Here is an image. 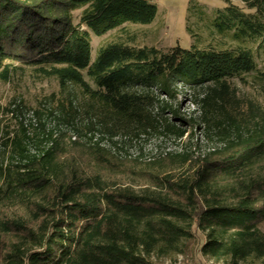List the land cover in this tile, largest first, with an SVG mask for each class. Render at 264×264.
<instances>
[{
    "label": "trees",
    "instance_id": "obj_1",
    "mask_svg": "<svg viewBox=\"0 0 264 264\" xmlns=\"http://www.w3.org/2000/svg\"><path fill=\"white\" fill-rule=\"evenodd\" d=\"M223 1L210 27L235 45L162 50L115 41L93 59L91 33L150 25L154 0H0V80L30 67L61 88L79 86L101 112L97 129L112 139L196 136L201 123L160 100L185 86L197 92L208 140L221 141L205 153L197 142L196 153L162 156L132 176L135 188L100 148L85 168L52 134L34 153L9 138L10 157L0 161V264H168L199 235L201 254L217 263L264 264V114L254 104L241 113L229 83L257 71L264 78L253 51L264 46V0Z\"/></svg>",
    "mask_w": 264,
    "mask_h": 264
},
{
    "label": "rangeland",
    "instance_id": "obj_2",
    "mask_svg": "<svg viewBox=\"0 0 264 264\" xmlns=\"http://www.w3.org/2000/svg\"><path fill=\"white\" fill-rule=\"evenodd\" d=\"M158 15L150 25L126 24L102 37L91 33L93 59L98 50L111 42L122 41L134 47H156L168 50L180 45L190 48L193 44L200 47L224 48L235 45L230 36H223L210 27L217 9L226 7L223 0H154ZM234 4L244 8L238 1ZM248 12V11H247ZM81 11L73 13L74 22H80ZM258 70L264 65V46L253 48ZM232 90L237 92L241 101V113L248 112L251 104L257 108V116L264 114V78L257 71L243 78L229 80ZM176 97L164 96L166 101L178 109L183 118H193L200 131L193 137L194 130L188 129L184 138L173 134L152 131L136 137L120 132L112 139L105 131L100 132L95 123L102 119L98 106H92L90 99L76 85L61 88L55 78H45L34 68L24 67L14 71L5 82L0 80V161L10 157V149L4 143L10 138H20L27 144L31 153L40 149V139L52 134L63 148L82 159L83 167L93 166L90 157L93 148H100L117 164L118 178L126 183L133 175H140L154 166L153 162L168 153L194 151L199 142L202 153L220 146L221 141H209L207 126L201 121V113L195 102L194 89L176 85ZM161 104L152 109L159 113ZM75 110H79L78 114ZM171 117L170 114L167 115ZM180 123V122H179ZM94 125V127H90ZM117 142V145L114 144ZM76 144H78L76 147ZM77 148V149H76ZM142 184V183H141ZM264 231V225L262 226ZM202 236L187 244L185 253L168 264H221L204 257L199 248Z\"/></svg>",
    "mask_w": 264,
    "mask_h": 264
}]
</instances>
